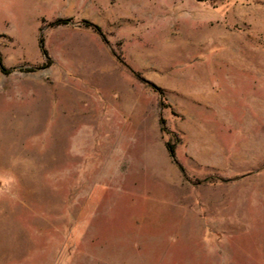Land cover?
Wrapping results in <instances>:
<instances>
[{"label": "rangeland", "instance_id": "1", "mask_svg": "<svg viewBox=\"0 0 264 264\" xmlns=\"http://www.w3.org/2000/svg\"><path fill=\"white\" fill-rule=\"evenodd\" d=\"M0 53V264H264V0H0Z\"/></svg>", "mask_w": 264, "mask_h": 264}, {"label": "trees", "instance_id": "2", "mask_svg": "<svg viewBox=\"0 0 264 264\" xmlns=\"http://www.w3.org/2000/svg\"><path fill=\"white\" fill-rule=\"evenodd\" d=\"M86 24H87V26L93 28V29L96 30L97 32H100V28H99V27H97V26H95V25H93V24H91V23H86ZM41 47H42L44 53H46V50L44 49L43 42H41ZM0 68H1V70H5V65H4V63H3V59H2V55H1V53H0ZM162 124H164V120H162ZM165 130H166V129L162 126V131L165 132ZM167 148H168V152H169L170 156L173 158V160L176 162V164H178L179 167H180V169L183 171V167H182V166L177 162V160H176V152H175V147H174V145L168 143V144H167Z\"/></svg>", "mask_w": 264, "mask_h": 264}]
</instances>
